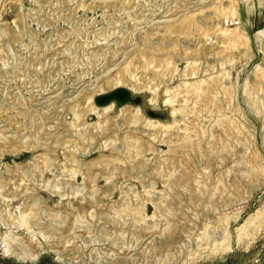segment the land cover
<instances>
[{"label": "rangeland", "instance_id": "rangeland-1", "mask_svg": "<svg viewBox=\"0 0 264 264\" xmlns=\"http://www.w3.org/2000/svg\"><path fill=\"white\" fill-rule=\"evenodd\" d=\"M0 264H264V0H0Z\"/></svg>", "mask_w": 264, "mask_h": 264}, {"label": "water", "instance_id": "water-1", "mask_svg": "<svg viewBox=\"0 0 264 264\" xmlns=\"http://www.w3.org/2000/svg\"><path fill=\"white\" fill-rule=\"evenodd\" d=\"M132 89L127 85H117L112 89L98 93L94 100L97 105H106L111 102H116L118 105L125 104L133 99Z\"/></svg>", "mask_w": 264, "mask_h": 264}]
</instances>
